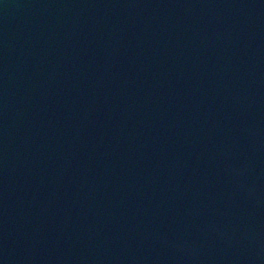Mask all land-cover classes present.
<instances>
[{
	"label": "water",
	"instance_id": "1",
	"mask_svg": "<svg viewBox=\"0 0 264 264\" xmlns=\"http://www.w3.org/2000/svg\"><path fill=\"white\" fill-rule=\"evenodd\" d=\"M0 264H264V0H0Z\"/></svg>",
	"mask_w": 264,
	"mask_h": 264
}]
</instances>
